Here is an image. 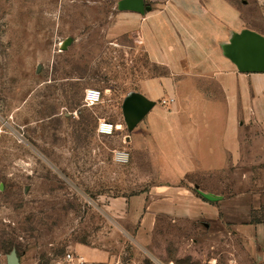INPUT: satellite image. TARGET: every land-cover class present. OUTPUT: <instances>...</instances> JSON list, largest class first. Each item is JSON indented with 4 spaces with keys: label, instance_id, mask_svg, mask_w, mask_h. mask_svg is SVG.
I'll list each match as a JSON object with an SVG mask.
<instances>
[{
    "label": "rangeland",
    "instance_id": "obj_1",
    "mask_svg": "<svg viewBox=\"0 0 264 264\" xmlns=\"http://www.w3.org/2000/svg\"><path fill=\"white\" fill-rule=\"evenodd\" d=\"M246 1L259 19L264 0ZM117 2L0 0V264L12 250L20 264H54L78 243L106 249L103 264H261L204 216L158 213L150 242L137 240L141 220L117 200L174 194L156 190L172 186L160 156L127 144L122 105L164 69L133 35L112 32ZM94 87L103 97L90 106L85 91ZM100 118L116 125L112 135L98 132ZM179 185L187 204L205 201L187 181Z\"/></svg>",
    "mask_w": 264,
    "mask_h": 264
},
{
    "label": "crops",
    "instance_id": "obj_2",
    "mask_svg": "<svg viewBox=\"0 0 264 264\" xmlns=\"http://www.w3.org/2000/svg\"><path fill=\"white\" fill-rule=\"evenodd\" d=\"M145 3L151 9L144 14L118 9L113 18L112 32L133 35L151 64L164 69L141 81L137 93L151 105L126 138L133 150L154 152L165 162L172 186L156 190L174 196L156 199L151 191L117 203H125L129 219L141 220L137 240L145 244L158 213L204 216L229 228L215 235L242 240L264 264V67L241 69L232 54L246 34L264 41V11L256 18L246 0ZM183 181L212 198L187 204ZM74 253L87 264L109 260L106 249L83 243Z\"/></svg>",
    "mask_w": 264,
    "mask_h": 264
},
{
    "label": "water",
    "instance_id": "obj_3",
    "mask_svg": "<svg viewBox=\"0 0 264 264\" xmlns=\"http://www.w3.org/2000/svg\"><path fill=\"white\" fill-rule=\"evenodd\" d=\"M117 4L119 10H131L142 14L151 9L145 0H118ZM71 42L72 37H67L62 49H66ZM232 54L241 69L252 70L264 67V41L255 34L244 35L236 43ZM150 105L151 102L138 93L128 95L123 102L122 109L129 129L142 119ZM201 195L212 198V195L207 192H202ZM8 261L9 264H20L16 250H12L9 254Z\"/></svg>",
    "mask_w": 264,
    "mask_h": 264
},
{
    "label": "built area",
    "instance_id": "obj_4",
    "mask_svg": "<svg viewBox=\"0 0 264 264\" xmlns=\"http://www.w3.org/2000/svg\"><path fill=\"white\" fill-rule=\"evenodd\" d=\"M102 91L97 88H88L85 91V97L84 100L87 105L93 106L94 104H97L102 101ZM97 130L99 133L105 134V135H112L114 131L116 130V125L107 120V119H101L98 122ZM117 158L122 160L123 158H127V152H117L116 154ZM54 264H87L82 257L77 256L75 253L71 252L68 253L62 261H57Z\"/></svg>",
    "mask_w": 264,
    "mask_h": 264
},
{
    "label": "trees",
    "instance_id": "obj_5",
    "mask_svg": "<svg viewBox=\"0 0 264 264\" xmlns=\"http://www.w3.org/2000/svg\"><path fill=\"white\" fill-rule=\"evenodd\" d=\"M201 197H203L204 199H206V197L205 196H203V195H200ZM207 200V199H206ZM255 221H256V219H255Z\"/></svg>",
    "mask_w": 264,
    "mask_h": 264
},
{
    "label": "bare ground",
    "instance_id": "obj_6",
    "mask_svg": "<svg viewBox=\"0 0 264 264\" xmlns=\"http://www.w3.org/2000/svg\"><path fill=\"white\" fill-rule=\"evenodd\" d=\"M61 45L63 46V43H62ZM62 46H61V47H62Z\"/></svg>",
    "mask_w": 264,
    "mask_h": 264
}]
</instances>
